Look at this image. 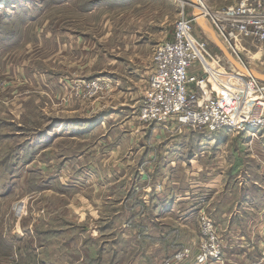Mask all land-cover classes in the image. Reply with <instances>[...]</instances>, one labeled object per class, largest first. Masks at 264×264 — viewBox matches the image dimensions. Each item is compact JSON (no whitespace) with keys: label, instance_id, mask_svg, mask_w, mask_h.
Listing matches in <instances>:
<instances>
[{"label":"rangeland","instance_id":"374dc122","mask_svg":"<svg viewBox=\"0 0 264 264\" xmlns=\"http://www.w3.org/2000/svg\"><path fill=\"white\" fill-rule=\"evenodd\" d=\"M189 1L0 0V44L11 40L5 41L7 47L0 45V238L20 237L16 254L1 255L5 248L0 246V260L74 264L85 253H97L83 243L90 233L82 236L79 230L100 216L106 195L101 186L107 178L114 184L108 193L123 197L140 180L137 172L144 161L146 168L152 165L151 176L155 174V162L149 164L138 150L160 151L155 158L159 164L166 146L187 147L191 137L199 152L221 146L239 168L248 154L264 151V131H258L259 139L228 130L205 136L189 127H161L139 119L154 49L172 38L181 17L193 19V36L214 58L199 52L188 68L191 80L204 77L207 94L214 98L225 95L219 82L239 87L228 78L237 70L197 26ZM200 1L217 12L240 0ZM236 49L243 62L233 57L236 63L264 74V42L242 38ZM204 60L217 75L212 76ZM220 63L226 72L216 68ZM197 65L198 76H191L189 69ZM254 167L251 177L262 185L264 174L258 177ZM164 174L162 170L153 180ZM117 180L126 189L117 187ZM136 209L146 216L150 210L142 203ZM199 210L192 218L197 233ZM64 225L77 226V236L55 235ZM234 258L226 255L223 264L245 263ZM91 262L88 256L81 263Z\"/></svg>","mask_w":264,"mask_h":264},{"label":"crops","instance_id":"0c3cea01","mask_svg":"<svg viewBox=\"0 0 264 264\" xmlns=\"http://www.w3.org/2000/svg\"><path fill=\"white\" fill-rule=\"evenodd\" d=\"M213 31L216 35L214 29ZM212 43L219 50L213 40ZM196 68L198 65L189 69L191 76H198L195 73ZM190 85L195 88L194 82ZM144 88L146 89V85ZM188 141L191 144L187 143V147L181 149L171 148L172 144L170 148L166 146L164 154H160L159 164H156L155 158L160 151L151 148L138 150V154L149 164L155 162V176H151L149 172L152 165L146 168L144 161L137 172L140 180L128 187L127 195L123 197L113 195L112 191L108 193L114 186L108 178L103 182L101 187H105L106 195L100 216L95 219L96 223L86 226L85 231L79 230L82 236L85 232L90 233L89 240L83 243L87 249H97V253L93 256L85 253L74 264H82L88 256L90 260L100 264H161L169 254L183 247H191L195 252L199 232L194 231L192 218L196 217L200 207H206L205 210L213 216L224 243V259L226 255L229 258L238 256L245 260L244 264H264L261 258L264 238V176L261 185L250 174L255 165L258 177L259 172L263 175L264 151L248 154L246 161L242 158L245 164L239 168L231 162L232 154L221 146L199 152L196 149L197 140L189 137ZM240 155L242 157L243 154ZM162 170L165 172L164 177L154 181V177ZM116 183L117 187L126 189L119 180ZM135 186L138 187L137 190ZM132 188L134 190L130 194ZM135 192L136 196L132 199ZM139 203L149 205L147 216V212L136 209V204ZM122 205H127V208ZM64 226L65 228L55 231V235L64 236L68 233L69 236H77V226ZM15 238V241L2 238L12 247V253L17 252L15 242L20 243V237ZM22 245L23 243L19 244L21 249ZM42 245L44 244L41 243L40 246ZM24 253L26 254V249ZM236 258L234 262H237ZM7 259L8 257L0 260V264H11ZM53 261L54 264L62 263L59 260ZM39 262L52 264L45 260ZM229 262L228 260V264Z\"/></svg>","mask_w":264,"mask_h":264},{"label":"built area","instance_id":"2783aa9c","mask_svg":"<svg viewBox=\"0 0 264 264\" xmlns=\"http://www.w3.org/2000/svg\"><path fill=\"white\" fill-rule=\"evenodd\" d=\"M198 1L204 18L235 58L239 59L236 41L249 38L264 42V0H240L217 12ZM192 20L178 19L172 38L155 47L138 110L139 119L161 127H167V124L189 127L205 136L228 130L245 132L249 139H259L258 131H264V82L233 71L228 78L239 87L229 81L219 82L226 90L225 95L218 98L208 95L205 78L200 77L194 82L188 75V68L199 58L198 52L207 54L205 43L192 34ZM216 68L226 72L224 64L220 63ZM192 82L195 88L191 87ZM198 229L195 253L183 247L161 264H223L224 243L215 221L205 210L198 212ZM261 246L264 259V238Z\"/></svg>","mask_w":264,"mask_h":264},{"label":"water","instance_id":"95a60500","mask_svg":"<svg viewBox=\"0 0 264 264\" xmlns=\"http://www.w3.org/2000/svg\"><path fill=\"white\" fill-rule=\"evenodd\" d=\"M189 3L192 5L193 7V13L192 16L196 22V24L200 27V29L204 32H206L207 34H209L213 40V42L216 44V46L219 48V50H221V52L223 53V55L225 56L226 60L228 61V63L237 71H241L240 66L235 62V60L233 59L232 55L224 48V46L219 42V40H217L216 35L213 31L212 28H210L208 26V24L206 23V21L203 19L202 17V11H201V7L199 4L198 0H190ZM243 72V71H242ZM241 72V73H242ZM248 72H249V76L264 82V74L263 73H258L250 68H248Z\"/></svg>","mask_w":264,"mask_h":264},{"label":"bare ground","instance_id":"6f19581e","mask_svg":"<svg viewBox=\"0 0 264 264\" xmlns=\"http://www.w3.org/2000/svg\"><path fill=\"white\" fill-rule=\"evenodd\" d=\"M202 17H204L203 16V14H202ZM208 36L211 38V36L208 34ZM216 36H217V33H216ZM217 38L219 39V37L217 36ZM212 39V38H211ZM220 40V39H219ZM221 41V40H220ZM222 43V42H221ZM223 44V43H222ZM223 46H224V44H223ZM226 48V47H225ZM229 52V51H228ZM199 53V52H198ZM230 53V52H229ZM231 54V53H230ZM232 55V54H231ZM201 56V55H200ZM233 56V55H232ZM234 57V56H233ZM201 58H202V56H201ZM235 58V57H234ZM233 58V59H234ZM236 60H239V59H237V58H235ZM241 63H243L241 60H239ZM236 62V61H235ZM204 64H205V67H206V69L207 70H209V72L211 73V74H216L214 71H212L211 70V66H210V64L206 61V60H204ZM239 66H240V68H241V71H243L244 72V74H246V75H250L249 74V72H248V69L247 68H245L242 64H240V63H237ZM212 75V76H213Z\"/></svg>","mask_w":264,"mask_h":264},{"label":"trees","instance_id":"16d2710c","mask_svg":"<svg viewBox=\"0 0 264 264\" xmlns=\"http://www.w3.org/2000/svg\"><path fill=\"white\" fill-rule=\"evenodd\" d=\"M5 41H11L9 38L7 40H4L2 44L0 45H3V46H6L7 47V44ZM11 43H9L8 45H10ZM5 47V48H6ZM0 246L4 247L5 248V251L4 252H1V255H8L12 252V247L9 246L3 239L0 238ZM92 264H100L98 262H91Z\"/></svg>","mask_w":264,"mask_h":264}]
</instances>
